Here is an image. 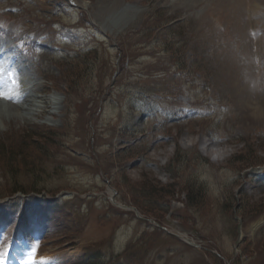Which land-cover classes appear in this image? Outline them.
Listing matches in <instances>:
<instances>
[{
    "label": "rangeland",
    "instance_id": "1",
    "mask_svg": "<svg viewBox=\"0 0 264 264\" xmlns=\"http://www.w3.org/2000/svg\"><path fill=\"white\" fill-rule=\"evenodd\" d=\"M0 90V264H264V0H0Z\"/></svg>",
    "mask_w": 264,
    "mask_h": 264
},
{
    "label": "snow or ice",
    "instance_id": "2",
    "mask_svg": "<svg viewBox=\"0 0 264 264\" xmlns=\"http://www.w3.org/2000/svg\"><path fill=\"white\" fill-rule=\"evenodd\" d=\"M0 99L19 102V100L14 101V97L10 95L8 92H5L3 90H0ZM38 247H39V242L36 241L31 247V249L26 253L28 259L24 261V264H49V261H46L44 259H40V260L36 259V253ZM6 255H7L6 250L4 248H0V260H3Z\"/></svg>",
    "mask_w": 264,
    "mask_h": 264
},
{
    "label": "trees",
    "instance_id": "3",
    "mask_svg": "<svg viewBox=\"0 0 264 264\" xmlns=\"http://www.w3.org/2000/svg\"><path fill=\"white\" fill-rule=\"evenodd\" d=\"M22 153H23L22 154L23 156H26V154L24 152H22ZM18 155L19 154H16V153L14 154L13 149L11 151L8 150L7 154L4 152V157H5L4 159H8V161L10 163H17L18 162ZM18 191H21V190H16L13 193L18 192ZM152 191H155L154 188H148V192L156 194L155 192H152ZM197 195H196V197L199 198V196H197Z\"/></svg>",
    "mask_w": 264,
    "mask_h": 264
},
{
    "label": "bare ground",
    "instance_id": "4",
    "mask_svg": "<svg viewBox=\"0 0 264 264\" xmlns=\"http://www.w3.org/2000/svg\"><path fill=\"white\" fill-rule=\"evenodd\" d=\"M254 1V0H253ZM109 26V25H108ZM255 40V39H254ZM256 42H258V41H256ZM260 111V110H259ZM260 224V223H259Z\"/></svg>",
    "mask_w": 264,
    "mask_h": 264
}]
</instances>
